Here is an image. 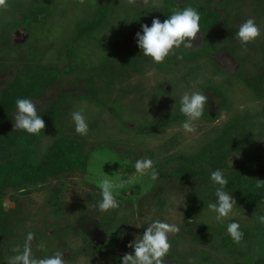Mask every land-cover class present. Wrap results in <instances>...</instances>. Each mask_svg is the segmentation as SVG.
I'll use <instances>...</instances> for the list:
<instances>
[{
	"label": "rangeland",
	"instance_id": "rangeland-1",
	"mask_svg": "<svg viewBox=\"0 0 264 264\" xmlns=\"http://www.w3.org/2000/svg\"><path fill=\"white\" fill-rule=\"evenodd\" d=\"M168 1L179 10L205 6L210 17L218 12L220 22L211 30L200 26L193 49L181 46L164 63L154 64L142 54L136 33L154 18L167 19L173 10ZM8 5L0 11V89L19 72L59 70L60 79L30 99L43 116L66 98L39 140V156L67 136L83 143L86 158L81 167L23 193L6 189L10 223L6 233L0 232V264H8L15 246L22 249L29 232L35 234L37 258L60 251L65 264H121L125 253L134 252L128 244L155 220L180 228L169 234L172 247L164 264H189L190 259L193 264H264V223L258 219L264 203H236L218 222L207 207L217 199L218 185L210 179L214 166L192 157L226 126L240 122L251 154L232 152L222 171L240 173L237 191L264 188L255 187L257 180L264 181V91L256 92L246 81L264 72V0H8ZM105 11L100 25L81 33ZM248 18L261 35L245 50L236 33ZM197 90L208 102L196 131L188 133L179 101ZM81 107L88 123L83 136L71 119ZM16 111L7 123L10 129ZM142 158L159 164V178L139 177L116 190L119 208L100 212L98 183L134 174ZM232 221L244 234L240 244L228 241ZM41 242L43 251L37 247Z\"/></svg>",
	"mask_w": 264,
	"mask_h": 264
},
{
	"label": "clouds",
	"instance_id": "clouds-1",
	"mask_svg": "<svg viewBox=\"0 0 264 264\" xmlns=\"http://www.w3.org/2000/svg\"><path fill=\"white\" fill-rule=\"evenodd\" d=\"M84 0H80L83 3ZM145 4L148 0H144ZM128 4H134L135 0H127ZM156 6V5H154ZM8 0H0V11L8 9ZM201 15L197 8L188 6L182 10L173 9L171 14L163 22L159 18H154L149 27L147 24L141 26V32L136 33V41L145 57L151 58L154 64H162L169 55H175L176 50L183 46L185 49H193V42L197 39L200 28ZM261 35V30L253 18H248L239 27L236 33L241 47L246 50V46L254 42ZM182 59V56H178ZM208 97L200 92H185L180 98V112L186 117L182 123L183 129L188 133L196 131V122L204 114ZM16 114L14 116V130H22L29 135H38L45 129V121L37 113L36 105L26 98H18L15 102ZM83 107L71 113V119L75 125V132L78 135H87L88 123L84 115ZM135 173L131 175H122L114 181L105 178L98 183L101 200L98 204L100 212H108L119 208L116 190L132 185L137 182L139 177L148 176L151 181L159 178V173L154 166V161L150 158L138 159L134 165ZM211 181L218 185L215 196L216 202L207 205L210 211L216 213L215 219L223 222L232 213L237 203L236 200L225 190L228 185V179L221 169H216L210 173ZM256 188L264 187V181L257 180ZM27 191L21 187L20 193ZM261 223H264V216L258 217ZM191 221V220H190ZM189 221V222H190ZM180 228L176 224H170L161 220L153 221L143 232L139 239H135L128 244L133 248V253H125L121 257V264H164V258L171 250L169 234L179 233ZM227 233L236 244L243 240V232L240 230L238 222L232 221L227 225ZM35 234L29 232L26 234L22 249L15 246L12 251L16 253L8 260V264H65L63 253L56 251L51 256L37 258L32 252V241ZM40 250H45L46 245L41 242L37 245ZM189 264H193L190 259Z\"/></svg>",
	"mask_w": 264,
	"mask_h": 264
},
{
	"label": "trees",
	"instance_id": "trees-1",
	"mask_svg": "<svg viewBox=\"0 0 264 264\" xmlns=\"http://www.w3.org/2000/svg\"><path fill=\"white\" fill-rule=\"evenodd\" d=\"M188 6L195 7L199 11L201 28L211 30L218 27L220 22L218 12L210 17L207 7L189 4L184 5L183 8ZM166 7L180 9L173 1H168ZM105 15L106 11L101 13L95 24L91 22L84 25L80 29L81 33L95 29L103 22ZM58 71L43 69L35 72H19L0 89V232L6 233V224L10 223L3 199L6 189L27 188L30 185L44 182L49 177L77 169L85 162L86 154L83 143H78L75 138L67 136L56 139L48 151L42 157L39 156V140L45 135L48 127L56 118L60 110L59 107L66 98H62L41 116L46 127L38 135H29L22 130L10 129L7 125L11 114L16 109V100L18 98L33 99L41 96L49 85L60 79L62 74ZM246 81L256 92L264 91V72L255 79H246ZM240 127H243L240 122L226 126L221 133L192 156L194 161H207L213 164L214 170H223L227 166L228 158L232 152L251 154L245 150L246 141L244 137L247 130L243 127V131L239 133L237 130ZM154 166L161 169L159 164H154ZM223 173L229 181L225 190L238 204L257 207L260 203H264V188L257 192L237 191L235 185L241 181L240 173L233 170L228 174L225 171ZM228 241L233 242L232 239Z\"/></svg>",
	"mask_w": 264,
	"mask_h": 264
}]
</instances>
